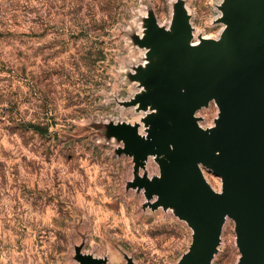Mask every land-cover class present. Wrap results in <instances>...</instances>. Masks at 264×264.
Wrapping results in <instances>:
<instances>
[{
	"label": "rangeland",
	"instance_id": "374dc122",
	"mask_svg": "<svg viewBox=\"0 0 264 264\" xmlns=\"http://www.w3.org/2000/svg\"><path fill=\"white\" fill-rule=\"evenodd\" d=\"M239 6L264 0H0V264L184 263L194 228L155 141L165 52L217 44ZM216 106L187 118L208 131ZM239 258L228 219L209 264Z\"/></svg>",
	"mask_w": 264,
	"mask_h": 264
},
{
	"label": "water",
	"instance_id": "95a60500",
	"mask_svg": "<svg viewBox=\"0 0 264 264\" xmlns=\"http://www.w3.org/2000/svg\"><path fill=\"white\" fill-rule=\"evenodd\" d=\"M184 34L165 52L167 60L176 59L161 88L172 125L160 123L163 135L155 137L156 144L173 153L165 189L184 197L180 212L194 228L183 264H209L224 213L235 224L238 264H264V6L255 11L236 7L217 44L191 46ZM254 65L258 89L252 91ZM212 95L218 102L219 129L208 141L207 132L187 117ZM213 139L220 149L218 160ZM199 165L221 178L222 196L202 179Z\"/></svg>",
	"mask_w": 264,
	"mask_h": 264
},
{
	"label": "bare ground",
	"instance_id": "6f19581e",
	"mask_svg": "<svg viewBox=\"0 0 264 264\" xmlns=\"http://www.w3.org/2000/svg\"><path fill=\"white\" fill-rule=\"evenodd\" d=\"M261 23V22H260ZM257 26H259L258 24H257ZM224 31V30H223ZM225 32V31H224ZM222 35V34H221ZM193 37V36H192ZM208 39V38H207ZM205 41V40H204ZM218 41V40H217ZM202 42V41H201ZM217 43V42H216ZM190 45H192V46H194L193 44H191L190 43ZM195 45H197V43L195 44ZM256 66L254 65L253 67H252V70L250 71V74H249V83H250V86H251V89H252V91L253 90H256V89H258V79H257V69L255 68ZM167 69V68H166ZM164 74H166V73H164ZM208 100H212L213 102H215V104L217 105L216 107H218V102H217V99H216V97H215V95H212V96H209L208 97ZM206 106V105H205ZM204 107V106H203ZM202 109V108H201ZM168 118V117H167ZM193 120L195 119V118H192ZM171 120V119H170ZM217 129H219V126H215V128H211V129H209L208 131H203L202 129H200L199 128V130L200 131H202V132H207V136H208V138H207V140L209 141H211L212 140V137H213V133H215L216 132V130ZM214 131V132H213ZM165 153V152H164ZM213 154H214V156L216 157V159L218 160L219 159V157H220V149H219V146L214 142V139H213ZM178 155V154H177ZM152 157V156H151ZM178 158H179V156H178ZM157 164V163H156ZM202 167V166H201ZM208 186H209V188L214 192V193H216V194H218V195H220V196H222V194H223V183H222V181H221V190L218 192V191H215L214 189H212L211 187H210V185L208 184V183H206ZM177 202V201H176ZM178 203V202H177ZM171 205V204H170ZM173 205V204H172ZM178 206V205H177ZM162 207V206H161ZM172 208V207H171ZM167 209V208H166ZM173 212V211H172ZM228 219H230V220H232L231 219V217L228 215V213H224L223 215H222V217H221V219H220V230H221V227H223V225L225 224V222H227V220Z\"/></svg>",
	"mask_w": 264,
	"mask_h": 264
}]
</instances>
